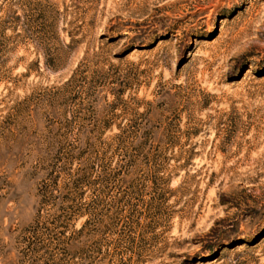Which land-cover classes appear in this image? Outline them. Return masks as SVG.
I'll use <instances>...</instances> for the list:
<instances>
[{
  "label": "rangeland",
  "instance_id": "rangeland-1",
  "mask_svg": "<svg viewBox=\"0 0 264 264\" xmlns=\"http://www.w3.org/2000/svg\"><path fill=\"white\" fill-rule=\"evenodd\" d=\"M48 1L58 40L71 43L64 28L79 38L63 67L44 66L41 8L0 49V264L58 258L61 194L96 160L85 132L121 87L139 131L114 158L118 173L92 185L108 225L94 264H264V0ZM93 52L102 72L53 97ZM39 219L50 229L33 251L24 236Z\"/></svg>",
  "mask_w": 264,
  "mask_h": 264
},
{
  "label": "trees",
  "instance_id": "trees-1",
  "mask_svg": "<svg viewBox=\"0 0 264 264\" xmlns=\"http://www.w3.org/2000/svg\"><path fill=\"white\" fill-rule=\"evenodd\" d=\"M50 3L48 0H0V49L6 48L9 42L17 40L15 37L18 36L17 30L21 28L20 21L27 18L28 11L36 10L41 8L38 13V17L43 20L41 23L40 36L35 37L37 44L42 51L44 66L53 71L63 67L65 63V55H63L66 49H71V44L79 42V38H75L76 31L64 28L70 39V44H66L63 41H59V34L56 30L57 22L60 19V12L55 10L52 17L48 18L45 15L46 7H49ZM49 19V22H46ZM23 21V20H22ZM23 23V22H22ZM70 24V22H68ZM24 25L30 27L31 23L28 20L25 21ZM8 29L12 32L11 35H6L5 30ZM63 29V28H62ZM30 30V28H29ZM25 31V30H23ZM28 31V29H27ZM15 33V35H13ZM28 36V35H27ZM12 39V40H11ZM141 43H136L139 47ZM91 57H84L75 69L73 70L67 81L60 87H56L53 97H58L65 91L75 90L78 87V81L84 77L81 76V72L90 70L92 73L102 72V64L104 61L98 58L96 52ZM93 80V77L91 78ZM108 94L112 95L113 99L107 102L103 107L102 111L96 115L92 126L89 129L86 127L77 128L78 134L85 132L86 141L88 145L99 147L96 152V160L90 164L86 169L80 166L75 168V171L81 172L73 181L72 190L69 193L61 194L60 204L56 209L57 213L54 217L57 221V225L54 226L55 232L49 236V242L52 245L51 249L58 250V258L55 260L54 255H51V264H60L59 260L64 257H68L69 261L65 264H79L77 258L88 260L84 264H94L93 256H99L102 254L104 244L101 234L107 229L108 225L104 222L102 217V208L99 207V203L96 198L98 194H94V185L98 181H102L116 175L121 167L120 158L114 159L118 154H121L122 150L125 149L126 142L131 134L136 135L139 131L135 127L132 131L129 130L128 120L125 117V110L120 107L124 104L122 95L124 88H113L107 91ZM121 103V104H120ZM138 106V105H137ZM141 113H147V110ZM115 129V130H114ZM108 133V135H106ZM62 148H59V152ZM109 149L111 156L106 159V152ZM62 152V151H61ZM106 157V158H105ZM55 159L50 165L49 176L52 181L43 186L42 192L48 191L47 187L51 184L56 185V180L59 172L57 171ZM114 164V165H113ZM110 169V172L106 171ZM124 179H121V182ZM96 197V198H95ZM45 202V201H42ZM39 218L42 217L38 213ZM83 219L76 226V222L79 219ZM38 219V218H37ZM46 219L35 221L34 225H31L27 229V234L24 236L26 246L35 251L34 243L36 235L39 230L50 229L46 226ZM50 222V221H48ZM49 244V245H50ZM56 252V251H55ZM55 254V253H54ZM58 260V261H57ZM43 264H49L48 260Z\"/></svg>",
  "mask_w": 264,
  "mask_h": 264
}]
</instances>
